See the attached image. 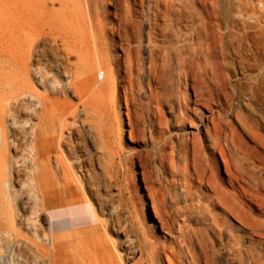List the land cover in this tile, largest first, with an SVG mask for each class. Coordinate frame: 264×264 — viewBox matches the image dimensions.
Segmentation results:
<instances>
[{"label":"bare ground","instance_id":"6f19581e","mask_svg":"<svg viewBox=\"0 0 264 264\" xmlns=\"http://www.w3.org/2000/svg\"><path fill=\"white\" fill-rule=\"evenodd\" d=\"M104 1L0 0V264H264V11L233 4L243 0H156L165 9L153 13L161 23L148 28L145 67L128 15L129 96L142 71L148 98L169 105L178 132L160 138L177 149L181 188L156 185L143 159L145 190L134 192L145 223L124 230L110 218L118 234L107 240L106 221L82 204V183L95 189L99 174L88 161L78 178L61 150L77 111L88 116L115 86L102 62ZM127 91L129 135L155 145L141 114L129 116Z\"/></svg>","mask_w":264,"mask_h":264},{"label":"rangeland","instance_id":"374dc122","mask_svg":"<svg viewBox=\"0 0 264 264\" xmlns=\"http://www.w3.org/2000/svg\"><path fill=\"white\" fill-rule=\"evenodd\" d=\"M233 4L248 12L255 11L259 14V11H264V0H246V2L243 0L241 2H234ZM175 5L177 4L173 6L175 7ZM158 9L164 10L165 6L158 4L156 0L104 1L101 10H99V17L103 19L104 30L109 28V35L111 34V36L106 39L107 44L106 48L103 49L102 62L105 66L112 67L115 70V91L110 87L109 98L115 95L116 99L112 102L108 98L105 104L99 105L88 116L81 110H78L74 116L75 121L70 122L65 128L64 135H66V139L61 143L62 153L78 178H80L78 165H87L88 161L93 163L94 171L99 174L95 189L91 188L88 190L85 184L82 183L85 193V197L82 198V204L86 207L90 215L93 214L94 217L97 216L96 218L98 220L106 221L108 227L105 228L103 225L100 234L104 235L107 240L115 239L114 237L118 234L116 225L114 223L110 224V218L119 221L121 228L124 227L122 228L124 230H130L129 222L138 224V221H142L145 223L141 202L137 200L134 192L135 187H138V190L141 191L145 190V181L142 178V171L144 170L143 159L145 162H148L147 164L149 165L147 167L153 165L149 170H152L150 174H152L153 179L155 178L153 176H156L154 180L156 185L160 183L158 186L164 190L167 187H175V190L180 191L181 188V180L178 178L177 170V162L179 160L177 149L175 146H171V144H164L160 138V136L173 135L178 132L172 126H169V122H173L171 120L172 112L169 105L161 102L156 96L148 98V86L152 85L151 78L149 79L146 72L136 70L132 78L134 81L132 88L133 99H130L129 94L131 90L127 88V74L121 65L120 58L122 53L121 44H124V26L127 21L126 18L130 14L134 23L140 28L138 36L136 35V29L132 31L133 40L131 39V41L137 43V40H139V57H141L143 67H145L148 59V28L153 26L154 23H157V21L161 23L160 18L153 16V13H156ZM171 9L172 7H170ZM174 17L176 16L174 15ZM261 20V23L264 24V13L261 16ZM176 23L178 25H184V21ZM152 35L156 41L159 39L154 33ZM94 58L92 59L94 60ZM100 76L101 73H97L98 81L103 79ZM125 90H128L127 103L130 111L129 116H133V111L141 114L146 125L150 126L153 136L157 139L155 145H152L148 141V145L145 146L140 140L132 139L129 135V117L124 102ZM65 95H68L67 97L69 99L71 98L72 103L77 101V98L69 96V90H66ZM60 97L63 98V96ZM78 107L80 106L78 105ZM255 112L260 114L259 109H256ZM262 116L264 117V114ZM187 128L191 129L189 126ZM147 152L148 154L146 156ZM85 159L87 162H84L86 161ZM97 159L100 161L101 166H103L101 168L102 170L97 166ZM142 162L143 164H141ZM114 171L117 173L116 178H111ZM115 182L117 186H115ZM119 192L121 196H119ZM167 203L168 206L171 205L169 200H167ZM181 203L178 201V205H181ZM111 206L113 207L111 208ZM146 208V215H148V218L150 216L153 219V211L151 206H149V200L146 202ZM156 231L161 235L159 228ZM113 250L115 251V259H117L115 248ZM67 264H75V262L71 260Z\"/></svg>","mask_w":264,"mask_h":264}]
</instances>
